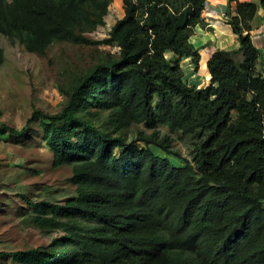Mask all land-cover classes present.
Instances as JSON below:
<instances>
[{
    "label": "trees",
    "instance_id": "trees-1",
    "mask_svg": "<svg viewBox=\"0 0 264 264\" xmlns=\"http://www.w3.org/2000/svg\"><path fill=\"white\" fill-rule=\"evenodd\" d=\"M112 1L0 0V34L25 51L46 55L67 40L92 47L85 68L57 81L56 112L33 108L21 128L0 121V135L15 137L36 121L51 168L68 165L75 190L63 202L23 195L30 211L21 221L49 241L0 251V260L264 264V74L250 35L256 4L226 0L224 22L238 45L211 52L208 83L198 87L183 80L179 61L198 65L204 46L190 36L206 0H121L122 16L93 38Z\"/></svg>",
    "mask_w": 264,
    "mask_h": 264
},
{
    "label": "rangeland",
    "instance_id": "rangeland-1",
    "mask_svg": "<svg viewBox=\"0 0 264 264\" xmlns=\"http://www.w3.org/2000/svg\"><path fill=\"white\" fill-rule=\"evenodd\" d=\"M219 1L206 0L202 12L203 23L197 24L190 36L194 46H204L199 49L198 65L195 66L190 57H183L179 61L183 80L190 85L201 87L208 83L206 61L216 47H237L236 37L228 34L230 26L223 22L225 0H221L224 4L220 10ZM239 1L254 2V16L257 8H260L258 0ZM234 7L233 4V12ZM122 13L120 1L113 0L109 6V14L105 17V25L92 32V37L106 36L107 28L115 18L122 16ZM99 47L109 48L103 45ZM257 48L262 56L264 48ZM91 49L90 46L67 40L51 44L46 55H40L25 51L22 46L10 43L0 34V121L21 128L26 124L33 108H40L49 113L56 112L63 99L57 88V81L63 80L72 71L85 68L90 61ZM117 49L116 45L110 47L111 52H116ZM203 55H207V58L200 61ZM167 57L169 58V53ZM260 59L256 63V69L264 74V64ZM30 126L28 132L21 136H0V251L38 246L49 241L50 235L44 234L31 223L21 221L26 216L25 213L28 216L30 211L23 195L33 200L63 202L75 194L74 186L67 181L70 167L64 165L51 168L48 160L50 154L40 140L37 122H31ZM131 135L132 133L129 137ZM175 146L182 156H187L184 141L179 140ZM152 150L157 155H164L153 147ZM167 157L175 165H184L183 159ZM0 261L1 264H11L6 255H3Z\"/></svg>",
    "mask_w": 264,
    "mask_h": 264
},
{
    "label": "crops",
    "instance_id": "crops-1",
    "mask_svg": "<svg viewBox=\"0 0 264 264\" xmlns=\"http://www.w3.org/2000/svg\"><path fill=\"white\" fill-rule=\"evenodd\" d=\"M119 1H120V4H121V0H119ZM224 3L226 4V0L224 1ZM224 3H221V0L219 1V4H218V6H219L218 9L219 10L222 8ZM225 8H226V6H225ZM262 13H263L262 9L261 8H257V13H256V15L253 17V19L251 21L250 35H251L253 44L256 47H261L263 49L264 48V22L261 19ZM223 22H224V18H223ZM228 34H230L229 36H232L233 33L230 30V31H228ZM222 35L224 36V33H222ZM233 36H235V35L233 34ZM253 38L254 39L256 38V39L254 40ZM236 43H237V38H236ZM237 45H238V43H237ZM206 58H207V55H205V56L203 55L201 57L200 61L204 60V59L206 60ZM206 74H208V71L206 72Z\"/></svg>",
    "mask_w": 264,
    "mask_h": 264
}]
</instances>
